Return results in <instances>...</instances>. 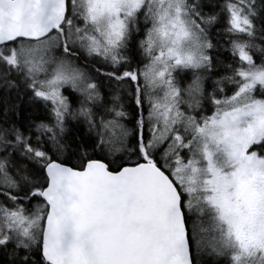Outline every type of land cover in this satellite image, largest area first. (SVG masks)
<instances>
[{
    "label": "snow or ice",
    "instance_id": "1",
    "mask_svg": "<svg viewBox=\"0 0 264 264\" xmlns=\"http://www.w3.org/2000/svg\"><path fill=\"white\" fill-rule=\"evenodd\" d=\"M0 264H264V0H0Z\"/></svg>",
    "mask_w": 264,
    "mask_h": 264
}]
</instances>
